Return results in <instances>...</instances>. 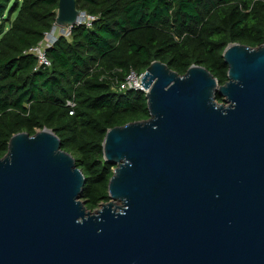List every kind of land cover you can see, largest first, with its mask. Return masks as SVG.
<instances>
[{"label":"water","instance_id":"water-1","mask_svg":"<svg viewBox=\"0 0 264 264\" xmlns=\"http://www.w3.org/2000/svg\"><path fill=\"white\" fill-rule=\"evenodd\" d=\"M82 12L59 0L56 23ZM223 57L224 84L203 65L180 75L150 64V117L105 135L116 166L97 211L53 129L12 135L0 157V264H264V43L231 42Z\"/></svg>","mask_w":264,"mask_h":264},{"label":"trees","instance_id":"trees-1","mask_svg":"<svg viewBox=\"0 0 264 264\" xmlns=\"http://www.w3.org/2000/svg\"><path fill=\"white\" fill-rule=\"evenodd\" d=\"M76 2L97 19L61 35L47 50L51 65L36 69L26 51L53 27L59 0H0V157L15 133L53 129L85 174L80 197L93 210L110 200L116 164L104 156L108 129L150 117L146 91L119 83L160 60L180 75L203 65L224 84L226 46L264 43V0Z\"/></svg>","mask_w":264,"mask_h":264},{"label":"built area","instance_id":"built-area-1","mask_svg":"<svg viewBox=\"0 0 264 264\" xmlns=\"http://www.w3.org/2000/svg\"><path fill=\"white\" fill-rule=\"evenodd\" d=\"M97 19V16L88 14L85 11L81 13L75 25L79 24H86L91 25L94 20ZM59 26L56 22L54 23L53 27L47 31L43 37V39L35 46L31 47L27 50V53L34 54L38 59V65L36 69L40 67H46L51 65V61L47 56L48 48L52 47L58 38L61 35L70 36L73 26ZM145 71L139 73L132 69L126 78L119 83L118 88L120 90H131V89H140L146 91L147 89L144 87L142 83V78L145 75ZM142 83V84H141ZM67 105L71 107L70 114L74 113L75 102L72 99L67 101Z\"/></svg>","mask_w":264,"mask_h":264},{"label":"rangeland","instance_id":"rangeland-1","mask_svg":"<svg viewBox=\"0 0 264 264\" xmlns=\"http://www.w3.org/2000/svg\"><path fill=\"white\" fill-rule=\"evenodd\" d=\"M221 102H223V101H221ZM116 204H117V208L119 209L120 206L122 205V201L117 200V201H116ZM100 207H101V206H98V207H96L95 209H93V210H91V211H92V212L97 211V209L100 208Z\"/></svg>","mask_w":264,"mask_h":264}]
</instances>
